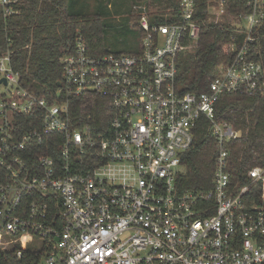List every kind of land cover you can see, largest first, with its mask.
<instances>
[{
	"label": "built area",
	"instance_id": "1",
	"mask_svg": "<svg viewBox=\"0 0 264 264\" xmlns=\"http://www.w3.org/2000/svg\"><path fill=\"white\" fill-rule=\"evenodd\" d=\"M197 1L161 22L134 3L129 53H95L77 33L53 93L24 88L10 51L0 55V251L40 253L41 264H264V163L233 178L239 131L215 115L224 96L264 95V0H203L208 20L234 32L206 89L182 91ZM17 2L0 0L4 19ZM201 118L216 151L209 186L184 190Z\"/></svg>",
	"mask_w": 264,
	"mask_h": 264
},
{
	"label": "trees",
	"instance_id": "2",
	"mask_svg": "<svg viewBox=\"0 0 264 264\" xmlns=\"http://www.w3.org/2000/svg\"><path fill=\"white\" fill-rule=\"evenodd\" d=\"M92 11L86 0H18V12L6 19L0 13V55L10 51L12 68L20 75V84L37 94L53 93L61 79V56L68 52L77 33H81L95 53L109 52L106 42L111 29L126 41L136 25V15L129 14L115 25L109 17L123 13L129 0H96ZM150 10L152 22L176 18L179 0H131ZM199 34L196 43L183 50L178 58L177 83L180 90L200 92L206 89L219 65L225 60L221 47L228 43L234 27L227 21L208 20L206 2L197 1ZM135 30V29H134ZM96 106L99 101L96 100ZM100 117L99 107L92 111ZM228 122L239 135L230 143L231 175L245 180L248 169L264 163V95H227L217 103L215 113ZM216 151L210 124L201 118L196 126L195 141L184 156L185 171L179 186L184 190L209 186ZM40 253L25 251L18 258L11 251H0V264H40Z\"/></svg>",
	"mask_w": 264,
	"mask_h": 264
},
{
	"label": "rangeland",
	"instance_id": "3",
	"mask_svg": "<svg viewBox=\"0 0 264 264\" xmlns=\"http://www.w3.org/2000/svg\"><path fill=\"white\" fill-rule=\"evenodd\" d=\"M105 2H109V0H102ZM87 2V9L89 11H92L93 8L96 6L97 1L96 0H86ZM133 1L129 0L126 2V10L123 13H115L109 17V22L112 25L117 24L122 17L134 14L135 10L133 9ZM241 24H245V21H241ZM132 29V32H130L127 36V40L125 41L119 31H116L115 29H111V31L107 34V48L109 52L113 53H129L133 51L136 48L137 43L140 39V31L139 28L136 27V25H133L130 27ZM135 29V30H134ZM4 91V87L0 86V92ZM185 171V168H182V172ZM41 264V263H40Z\"/></svg>",
	"mask_w": 264,
	"mask_h": 264
},
{
	"label": "water",
	"instance_id": "4",
	"mask_svg": "<svg viewBox=\"0 0 264 264\" xmlns=\"http://www.w3.org/2000/svg\"><path fill=\"white\" fill-rule=\"evenodd\" d=\"M3 83V84H6V81H5V79L4 78H1L0 79V83ZM60 84V82L58 81L57 83H56V85L58 86ZM264 204V203H263Z\"/></svg>",
	"mask_w": 264,
	"mask_h": 264
}]
</instances>
